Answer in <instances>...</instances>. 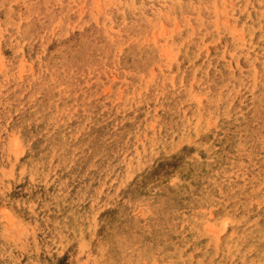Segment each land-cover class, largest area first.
<instances>
[{
	"label": "rangeland",
	"instance_id": "obj_1",
	"mask_svg": "<svg viewBox=\"0 0 264 264\" xmlns=\"http://www.w3.org/2000/svg\"><path fill=\"white\" fill-rule=\"evenodd\" d=\"M0 264H264V0H0Z\"/></svg>",
	"mask_w": 264,
	"mask_h": 264
}]
</instances>
